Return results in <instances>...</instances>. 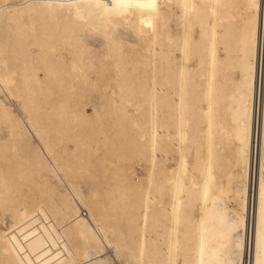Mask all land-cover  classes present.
<instances>
[{"label": "bare ground", "instance_id": "obj_1", "mask_svg": "<svg viewBox=\"0 0 264 264\" xmlns=\"http://www.w3.org/2000/svg\"><path fill=\"white\" fill-rule=\"evenodd\" d=\"M0 264H264V0H0Z\"/></svg>", "mask_w": 264, "mask_h": 264}, {"label": "rangeland", "instance_id": "obj_2", "mask_svg": "<svg viewBox=\"0 0 264 264\" xmlns=\"http://www.w3.org/2000/svg\"><path fill=\"white\" fill-rule=\"evenodd\" d=\"M88 111L90 112V110H88ZM132 168H133L134 172L137 173L138 175H140L142 173V170L137 165H134ZM81 186H82L84 191L87 190V186H86L84 181H81Z\"/></svg>", "mask_w": 264, "mask_h": 264}]
</instances>
